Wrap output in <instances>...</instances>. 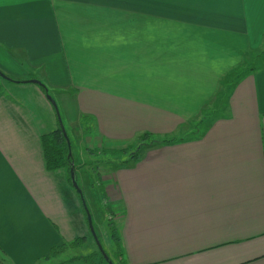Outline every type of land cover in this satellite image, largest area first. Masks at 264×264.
<instances>
[{"label": "crops", "instance_id": "crops-1", "mask_svg": "<svg viewBox=\"0 0 264 264\" xmlns=\"http://www.w3.org/2000/svg\"><path fill=\"white\" fill-rule=\"evenodd\" d=\"M263 46L264 0H0V71L29 82L0 81L4 264L97 253L79 192L46 170L56 116L31 81L57 93L77 165L169 141L101 174L124 264H264Z\"/></svg>", "mask_w": 264, "mask_h": 264}, {"label": "trees", "instance_id": "trees-1", "mask_svg": "<svg viewBox=\"0 0 264 264\" xmlns=\"http://www.w3.org/2000/svg\"><path fill=\"white\" fill-rule=\"evenodd\" d=\"M0 79L7 83H14V84L29 83V82L15 80L14 78H11L3 74L1 71H0ZM35 84L39 86V90L46 98L49 97L48 91L46 90V87L43 84L41 83H35ZM49 102L51 103L50 100ZM51 105L53 106V109L55 111L56 129L52 133L45 135L41 137L40 139L43 156H44L45 167H46V170L49 172H53L57 170H65L67 173V182L69 185H71L70 171L75 169L76 166L75 164H73V161H74L73 157L69 156V146H70L69 138L62 125V121L58 113V109L56 108V105H53V104ZM192 135L188 136L189 138L186 137L187 139L184 138V139H180L179 141L189 140ZM139 140H140V144L130 153L128 152L129 150H116V151L101 150L99 152L101 155L110 157L111 160L116 159L117 157L121 158L123 154H126L127 155L126 157H128V159L121 161V163L125 165L129 162H135L138 159V157L141 155L140 153L141 148L159 146L162 144L164 145L166 143H169V141L155 140V138H153L151 134H144L139 138ZM127 152L129 154H127ZM94 153L96 154V152ZM89 154L92 155L93 153H89ZM83 165L86 166L88 164H83ZM77 196L79 200H81L80 198L81 196L79 194ZM109 235H110L109 238L111 242L115 245V251L112 254H113V258L117 260L116 263L113 262V258L110 255H108L103 249L102 250L104 252V255L102 256L100 251L97 248V253L91 256L84 257V258L76 256V257L67 259L65 261L62 260L58 264L72 263L75 261H80L85 264H108L109 262L112 264H124V262H122V257L124 256V253H123V248L121 245L120 235L116 228V225L112 224L111 221H109ZM83 243H84L83 239H78L74 241L72 244L64 245L58 248H53L51 249L49 256L46 260L53 261V260L61 259L63 256H65L66 254L65 252L67 251V249L76 251L83 245ZM104 256L107 258V260H105ZM1 257H3L2 252H0V264H4V261L2 260Z\"/></svg>", "mask_w": 264, "mask_h": 264}, {"label": "rangeland", "instance_id": "rangeland-1", "mask_svg": "<svg viewBox=\"0 0 264 264\" xmlns=\"http://www.w3.org/2000/svg\"><path fill=\"white\" fill-rule=\"evenodd\" d=\"M264 47V46H263ZM258 61V62H257ZM249 62H254V59L251 58ZM256 66H261L263 64V60L257 59L255 61ZM0 81H2L0 79ZM1 90V89H0ZM49 97L53 98L56 102V96L57 93L48 91ZM203 129V128H201ZM186 132V136L190 134L191 129L190 127H186L184 129ZM70 143V141H69ZM140 144V140L138 139L136 142V146ZM135 146V147H136ZM134 146L129 149V153L134 150ZM75 151V150H74ZM73 151V148H71V145L69 146V156L73 157V164L76 163L77 159L75 152ZM96 152V154L94 153ZM99 150H85L83 152V160L82 164H75L76 168L72 170L74 176H75V182L78 188V192L81 196L82 205L81 209L83 211V214L87 217V214L90 218V223L93 228V232L95 236L97 237L98 242L100 243L102 249L113 258V252L115 251V245L111 242L109 238V221L112 222V224L118 226L116 221H113V217H115V214L120 215L119 210L115 211L114 208L111 207L109 204V201L107 199H104L101 203V194L97 193L100 186H101V174H104L105 171L108 172V170L111 169L112 165L115 163L113 162L110 157H106L105 155H101ZM127 152V154H129ZM89 153H93L90 155ZM126 154H123L121 158L126 157ZM76 159V161H75ZM85 161V162H84ZM88 163L90 168H84L81 169L83 164ZM81 169V171H79ZM71 172V171H70ZM96 173V174H95ZM87 181L88 183L91 182V185L93 184L94 188H90V185L82 183L83 179ZM71 183V181H70ZM87 185V186H85ZM99 194V195H98ZM101 198V199H100ZM115 211V213L113 212ZM109 217V219H108ZM118 229V228H117ZM51 261V260H50ZM113 262L116 263L117 260L113 258ZM6 264V262H5Z\"/></svg>", "mask_w": 264, "mask_h": 264}, {"label": "water", "instance_id": "water-1", "mask_svg": "<svg viewBox=\"0 0 264 264\" xmlns=\"http://www.w3.org/2000/svg\"><path fill=\"white\" fill-rule=\"evenodd\" d=\"M31 83H38V82L31 81ZM47 99L51 101V104L55 105L54 102L51 100L50 97H47ZM70 181H71L72 187L78 192V188H77V185H76V182H75V176H74V174H73L72 171L70 172ZM87 220H88L87 224H88L89 230H90V232H91V234H92V236H93V238H94V240L96 242V245H97L98 250L100 251L101 255L103 256L104 255V252L102 250V247H101L100 243L98 242L97 238L95 237V235L93 233V230L91 228L90 218H89L88 214H87ZM105 260H107L106 257H105ZM108 264H112V263L109 262Z\"/></svg>", "mask_w": 264, "mask_h": 264}]
</instances>
